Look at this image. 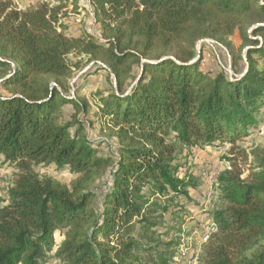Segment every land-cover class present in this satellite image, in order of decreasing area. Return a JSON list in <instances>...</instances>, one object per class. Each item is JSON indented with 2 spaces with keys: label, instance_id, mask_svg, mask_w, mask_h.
I'll use <instances>...</instances> for the list:
<instances>
[{
  "label": "trees",
  "instance_id": "trees-1",
  "mask_svg": "<svg viewBox=\"0 0 264 264\" xmlns=\"http://www.w3.org/2000/svg\"><path fill=\"white\" fill-rule=\"evenodd\" d=\"M86 1L99 34L73 37L64 10L77 13L83 0L26 9L0 0V161L17 171L0 199V264H144L160 214L183 211L178 200L198 186L176 163L178 148L235 146L264 123V0ZM237 34L248 64L242 78L194 62L199 41ZM82 58L115 79L99 113L116 157L101 156L85 134L90 102L71 86ZM253 154L259 168L249 178L218 177L224 206L201 264H264V246L248 255L264 239V156ZM45 165L75 178L41 176Z\"/></svg>",
  "mask_w": 264,
  "mask_h": 264
},
{
  "label": "rangeland",
  "instance_id": "rangeland-1",
  "mask_svg": "<svg viewBox=\"0 0 264 264\" xmlns=\"http://www.w3.org/2000/svg\"><path fill=\"white\" fill-rule=\"evenodd\" d=\"M56 4L57 0H13L14 6L26 9L35 2ZM62 22L69 27V35L79 37L84 32L99 34L100 28L93 19V9L83 0L81 9L75 13L72 7L64 10ZM197 57L203 59L201 68L205 72L216 76L223 74L231 80L240 79L247 71L246 50L240 36L237 34L229 39L219 41L215 39L201 40L197 44ZM71 82L73 90L86 97L90 102L88 116L84 118L85 134L92 145L97 148L101 156L116 157L118 146L115 140L106 138L102 132L99 105L103 97H107L115 88L116 82L108 71L97 72L93 65L86 64ZM75 92V91H73ZM72 92V93H73ZM72 108L64 110L66 121H72ZM253 153L264 156V123L253 135L235 146L225 145L220 148L195 147L191 151L178 148L176 163L184 167L185 171L193 173L197 188L190 189V200L180 198L178 203L183 205V211L160 214V227L148 234L145 241L147 252L142 253L144 264H160L161 256L173 255L170 264H201L204 250L215 232L214 213L224 204L219 184L210 180L212 173L223 175L232 171L240 174L242 179L250 177L259 168L258 160ZM231 159V160H229ZM41 176L56 178L64 184L70 185L75 176L69 170H58L54 166L45 165L36 169ZM17 171L14 166L0 161V199H6V193L12 186ZM183 177V175H182ZM110 184L109 174L96 186V207H100L105 191ZM6 204H0V207ZM139 233V228L137 229ZM57 244H61L63 237L55 234ZM170 243L176 246L170 247ZM264 246V239L256 244L249 252V256L260 251ZM51 264H60L53 260Z\"/></svg>",
  "mask_w": 264,
  "mask_h": 264
},
{
  "label": "built area",
  "instance_id": "built-area-1",
  "mask_svg": "<svg viewBox=\"0 0 264 264\" xmlns=\"http://www.w3.org/2000/svg\"><path fill=\"white\" fill-rule=\"evenodd\" d=\"M73 95H74V92H73ZM218 177H219V174H218V173H212L210 176H208V178H209L210 180H213V182H214V181L217 182Z\"/></svg>",
  "mask_w": 264,
  "mask_h": 264
},
{
  "label": "water",
  "instance_id": "water-1",
  "mask_svg": "<svg viewBox=\"0 0 264 264\" xmlns=\"http://www.w3.org/2000/svg\"><path fill=\"white\" fill-rule=\"evenodd\" d=\"M198 60H199V57H197V58L194 60V62H197ZM194 62H193V63H194Z\"/></svg>",
  "mask_w": 264,
  "mask_h": 264
}]
</instances>
